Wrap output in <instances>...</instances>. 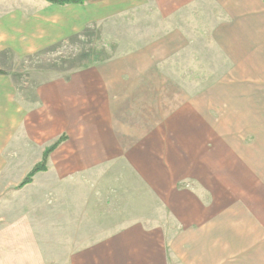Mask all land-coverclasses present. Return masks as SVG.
Masks as SVG:
<instances>
[{"label": "rangeland", "instance_id": "1", "mask_svg": "<svg viewBox=\"0 0 264 264\" xmlns=\"http://www.w3.org/2000/svg\"><path fill=\"white\" fill-rule=\"evenodd\" d=\"M162 13L166 8L161 0L64 4L0 0V264H94V256L78 255L77 251L116 228L118 225L111 221L118 216L121 219L125 205L131 203L135 207L128 212L145 214L150 223L168 220L153 193H142L143 188L147 190L140 170L149 183H155L164 164L160 158L172 148L180 158L185 156L186 146L191 149L189 159L199 152V167L208 174L216 175L219 167L244 171L235 159L222 164L228 153L217 132L214 139L206 127L190 128L194 136H204L199 142L193 138L190 145L170 146L162 139L161 144L156 136L158 126L151 121L154 117L145 128L142 144L148 159L133 160L131 166L126 160L86 165L82 158L101 145L98 141L102 137L109 138L102 133L114 139L119 131L110 113L106 112L108 128L100 127L103 122L99 118L105 111L100 109L101 103L111 106V100L119 97L110 93L97 96L96 82L84 78L95 74V62L103 57L101 35L116 39L118 31H123L119 39L134 36L136 41L158 42L173 26L161 18ZM175 67L172 56L167 69L173 71ZM158 71L159 66L152 63L151 88L164 86L163 80L155 79ZM171 109L172 105L163 103L151 114L160 124ZM134 114H138L137 119L134 117L137 125L131 130L136 132L149 115L144 118L140 112H131ZM177 131L168 134L167 141L186 135L185 127ZM56 142L59 144L48 151ZM101 146L110 148L111 144ZM35 165L45 169L15 188ZM253 178V185H248L252 189L243 197L254 204L264 221V176ZM257 243L263 246L262 251L247 264H264V230Z\"/></svg>", "mask_w": 264, "mask_h": 264}, {"label": "crops", "instance_id": "2", "mask_svg": "<svg viewBox=\"0 0 264 264\" xmlns=\"http://www.w3.org/2000/svg\"><path fill=\"white\" fill-rule=\"evenodd\" d=\"M161 1L166 13L160 16L173 26L158 42H140L134 36L119 39L123 31L116 39L101 35L103 57L95 59V74L84 78L96 82L97 96L119 97L111 106L102 102L105 111L99 117L100 127L108 128L110 113L119 131L114 139L101 134L109 138L98 142L110 148L98 144L81 156L86 165L126 160L132 166L133 160L148 159L142 144L152 121L159 142L163 139L170 146L203 140L191 127H206L214 139L217 132L228 153L222 164L235 159L244 171L219 167L216 175L208 174L199 167V152L189 159L188 146L181 158L175 148L167 150L155 183L146 180L143 170L140 175L147 190L142 193H153L168 220L150 223L145 214L128 212L135 204L125 205L121 219L111 221L118 226L77 254L94 256V264H247L263 248L257 242L264 221L243 194L252 189L248 185H253L254 176H264V0ZM172 56L176 67L168 71ZM152 63L159 66L155 79L164 81L161 88L150 87ZM163 103L172 109L159 124L152 114ZM131 112L149 115L136 132L131 129L138 114ZM183 127L186 135L167 141L168 134H178ZM173 128L175 132L168 131ZM187 182L190 186L179 185Z\"/></svg>", "mask_w": 264, "mask_h": 264}, {"label": "trees", "instance_id": "3", "mask_svg": "<svg viewBox=\"0 0 264 264\" xmlns=\"http://www.w3.org/2000/svg\"><path fill=\"white\" fill-rule=\"evenodd\" d=\"M48 2H51L52 4H64V3H80L81 0H47ZM59 144V142L54 143L51 147H49L48 151H50L51 149H53L54 147H56ZM47 151V152H48ZM42 164V163H41ZM40 167V168H39ZM45 167L40 166V165H35L33 167V169L29 172V176H27L22 182H20V184L18 186H16L15 188H21L25 183H28L29 181H31V176H33L37 171L39 170H44Z\"/></svg>", "mask_w": 264, "mask_h": 264}]
</instances>
